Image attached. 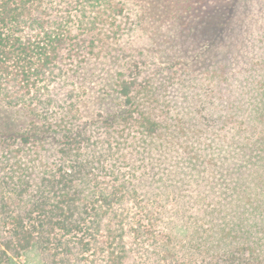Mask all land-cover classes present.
Masks as SVG:
<instances>
[{
  "label": "trees",
  "instance_id": "obj_1",
  "mask_svg": "<svg viewBox=\"0 0 264 264\" xmlns=\"http://www.w3.org/2000/svg\"><path fill=\"white\" fill-rule=\"evenodd\" d=\"M115 16L111 0H0V107L30 118L0 128V264H264V137L241 151L236 173L253 167L231 184L198 152L208 141L174 163L186 145L163 132L171 123L154 90L122 74L114 91L125 112L81 122L75 72L100 53ZM255 107L250 119L264 125V89ZM209 183L214 200L182 192Z\"/></svg>",
  "mask_w": 264,
  "mask_h": 264
},
{
  "label": "rangeland",
  "instance_id": "obj_2",
  "mask_svg": "<svg viewBox=\"0 0 264 264\" xmlns=\"http://www.w3.org/2000/svg\"><path fill=\"white\" fill-rule=\"evenodd\" d=\"M111 2L117 24L113 34L102 35L100 53L75 72L74 80L84 91L78 103L81 122L90 124L99 115L125 112L114 91L122 74L133 89L154 90L151 97L163 111L156 114L171 123L164 124L163 132L175 133L186 145L171 151L174 163H184L178 154H188L189 149L193 156L194 149L208 141L198 152L202 158L212 156L206 157L208 167L219 170L216 176L223 174L231 184L229 179L238 177L243 167H253L248 162L236 173L238 161L244 162L241 151L251 152L255 140L264 137L263 121L256 124L250 119L264 89V0ZM109 21L107 26L112 27ZM29 120L20 107H0V128L6 133L22 130ZM93 129V134L105 131V127ZM58 139L51 135L45 144L50 154L58 149ZM50 161L55 163L56 156ZM218 189V184L214 188L209 183L204 189L186 185L182 192L193 200L198 194L214 200L221 194Z\"/></svg>",
  "mask_w": 264,
  "mask_h": 264
}]
</instances>
